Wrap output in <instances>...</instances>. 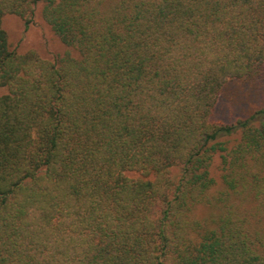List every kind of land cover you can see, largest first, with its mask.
<instances>
[{
  "label": "trees",
  "instance_id": "1",
  "mask_svg": "<svg viewBox=\"0 0 264 264\" xmlns=\"http://www.w3.org/2000/svg\"><path fill=\"white\" fill-rule=\"evenodd\" d=\"M259 77L264 0H0V264H264V95L212 118Z\"/></svg>",
  "mask_w": 264,
  "mask_h": 264
},
{
  "label": "rangeland",
  "instance_id": "2",
  "mask_svg": "<svg viewBox=\"0 0 264 264\" xmlns=\"http://www.w3.org/2000/svg\"><path fill=\"white\" fill-rule=\"evenodd\" d=\"M38 11L27 27L22 19L13 15L4 17L3 26L8 33L11 48H16L19 52L34 50L41 57L51 58L63 49ZM263 93L264 79L262 77L257 78L256 81L229 80L220 92L212 118L231 124L237 118L246 116L256 109L263 98ZM213 172L217 175L216 171Z\"/></svg>",
  "mask_w": 264,
  "mask_h": 264
}]
</instances>
